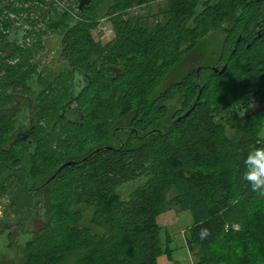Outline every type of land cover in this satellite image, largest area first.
I'll return each instance as SVG.
<instances>
[{"label": "trees", "instance_id": "1", "mask_svg": "<svg viewBox=\"0 0 264 264\" xmlns=\"http://www.w3.org/2000/svg\"><path fill=\"white\" fill-rule=\"evenodd\" d=\"M152 1L105 0V14L112 17L117 34L112 46L94 39L92 31L98 26V17L91 13L95 3L78 10V21L67 11L54 8V2L44 1L47 10L41 5L29 6L25 9L29 16L20 25L0 20V174L6 175L7 182L17 181L11 172L24 166L25 152L33 151L26 158L28 170L31 177L44 183L62 164L56 156L71 151L69 146L72 151L93 146L88 153H76V160L105 147L88 161L68 167L46 186L52 187L46 225L26 244L24 257H16L12 264H60L67 259L75 264H158L161 255L172 258L170 232L159 223V217L174 206L168 199L173 189L174 203L190 211L194 219L188 240L191 245L210 246L219 238L236 242L230 226L250 220L264 192L253 190L244 179V161L250 151L264 148L260 135L264 106L251 112L243 103L264 102V32L257 36L264 27V0H174L169 5L173 18L168 16L170 23L163 26L162 21L160 26H153L144 17H128L135 6L150 9ZM29 2L31 5L33 0ZM11 4L0 0V15L8 16L13 10ZM234 4L237 6L232 8ZM201 6L203 10H198ZM45 21L64 34L62 55L69 68L54 76L53 82L40 77L49 92H42L40 98L34 96L35 112L47 118L57 105L61 110L67 102H76L78 107L70 111L79 119L67 122L60 111L63 129L51 133L39 127L33 134L36 147L27 149L28 142L13 141L17 121L2 109L11 105L16 93L31 90L28 84L36 71L29 58L34 54L16 45L28 37L24 35L27 23ZM174 24L189 27L191 32L203 27L200 36L210 31L221 35L226 71L203 72L198 77L190 70L172 85L162 83L166 79L162 61L159 65L162 40L175 35L169 30ZM177 27L175 36L181 41L184 34ZM8 28H18L13 37L7 35ZM9 38H17L16 45ZM18 55L20 62L14 63ZM112 67L118 73L112 72ZM84 73L87 87L79 90ZM124 77L129 79L119 82ZM200 87L203 92L196 107L177 121L191 109ZM59 88L62 94L53 98L51 91L57 93ZM120 92L128 106L121 117ZM176 96L182 98L181 107L170 110L167 102ZM154 129L157 131L146 135ZM210 160L213 169L198 168ZM91 210L88 224L85 215ZM93 226L105 229V234H96ZM257 234L251 229L238 239V245L247 246L238 254L241 264L264 261V244ZM228 252L227 256L233 257L231 245ZM205 261L196 264H215L210 258ZM228 261L236 264L230 258Z\"/></svg>", "mask_w": 264, "mask_h": 264}, {"label": "rangeland", "instance_id": "2", "mask_svg": "<svg viewBox=\"0 0 264 264\" xmlns=\"http://www.w3.org/2000/svg\"><path fill=\"white\" fill-rule=\"evenodd\" d=\"M32 0H10L8 4H11L9 7L13 8V10L8 14V16H5L4 14L0 15V20L2 22H15V23H21L22 21H25V17L29 16V12L25 11V9H28L29 6H34L44 8L47 10L48 6L43 3L44 2H54V5H56L54 8H59V11H67L68 15H71L72 17H76V21L79 18L77 16L78 14V8H77V0H33V3L30 5V2ZM174 0H153L152 3L149 5L151 7L150 9L146 8L145 10H142L140 6H135L133 9L129 11L128 17H135V18H145L148 24L153 26H160L162 21L163 24H169L170 21H168V16H170V19L172 20L173 14H171L170 10V4ZM233 3V2H232ZM95 6L93 8L92 16L98 17V26L92 31L94 38L104 44V45H114L116 42L117 34L115 32V28L112 25V17L109 15H106V2L105 0H96ZM237 5H233L232 8L236 7ZM203 6L199 7L198 10H203ZM232 11V10H231ZM32 18L35 17V15H31ZM63 16H60L59 18H62ZM38 18V16H37ZM75 21V22H76ZM193 21V17L191 22ZM27 22V21H26ZM74 21H72L73 23ZM28 24V23H27ZM109 24V25H108ZM186 24V23H185ZM30 27L31 31L28 34L26 43H36L35 47H31L30 50L33 52L34 55L38 56V60H42V68H46V70H49L48 73L45 75L46 78H48L49 75H56L59 76L63 71H65L63 68L67 67L68 60L67 58L61 57V54L63 53V46H62V38L64 34L58 33V30L50 24V21L40 22L32 24L29 23L27 25ZM100 28L108 27L112 30L111 33L105 34L104 31H99ZM177 27V24L173 25L172 28H169V30L173 31V34L176 35L175 29ZM186 27V26H185ZM179 31L184 34V37L181 39V41L176 39L175 35H167L165 39L162 40L163 46H162V59L159 60V65H161L162 61V70H164V78L162 79V83H166L165 85H172L173 83L178 82L181 77L185 76L189 69L194 67L193 64L196 63L192 62V58H190L188 54L194 52L195 55H207L205 58H201L202 64H210L213 66H216V62L218 63L219 58V68H223L224 62L223 57L221 56L222 48H223V37L219 34H211L212 31H210L207 35L200 36V31L203 30V27L200 28L197 31H192L189 29V27H177ZM208 29V27L206 28ZM211 34V36H210ZM30 39V41H29ZM196 46V47H195ZM195 47V48H194ZM194 48V49H192ZM165 51V53H163ZM191 51V52H190ZM111 52V51H110ZM190 52V53H189ZM106 53H109L106 51ZM193 53V55H194ZM178 56H181L180 60H177ZM184 56V57H183ZM200 60V59H199ZM139 61H143L142 59H139ZM119 63L123 64V59L120 58ZM179 63V64H178ZM138 64V63H137ZM165 64L166 67L163 65ZM176 68H173L174 65H176ZM199 63H197L198 65ZM71 65V64H70ZM171 70V71H170ZM170 71V72H169ZM166 76V77H165ZM129 79V77H124L119 82L122 83V81ZM40 78H38L36 75H34V78L29 82V85L31 86L32 92H38L39 95L37 98H40V95L42 92L48 93L49 91H46L45 86L40 83ZM138 80H135V84H138ZM38 88L43 89V91L38 90ZM53 92V93H52ZM61 88L58 89V92L56 93L55 90L51 91V94L53 98H56L62 94ZM213 93V92H212ZM211 93V94H212ZM121 92L119 93L120 100L118 101V110H119V116L122 115L123 108L126 109L128 106H126V100H121ZM58 99V98H56ZM41 100V99H40ZM42 101V100H41ZM182 98L180 96L173 97L171 100L167 102L170 110H173V108L177 109L181 107ZM39 102L37 101V104ZM74 107L77 104L76 102L73 103ZM264 106V102H259L253 105V107L250 109V111L254 112ZM78 107V106H77ZM60 106H56L55 112L47 116L46 120L40 125V130H47V132H59L63 129L64 123L62 121H59L58 114L60 113ZM225 112V110H223ZM173 112V111H172ZM250 113V112H249ZM118 114V112L116 113ZM37 115V114H36ZM38 116V115H37ZM42 116V115H39ZM38 116V117H39ZM68 119H79L78 115L73 114L71 111H69ZM115 116L112 118L114 119ZM73 121V120H72ZM76 121V120H75ZM232 132L229 131V134ZM262 138H264V130L260 134ZM37 141V140H36ZM90 139L86 140V143H90ZM56 144H52L54 146ZM31 147V145H30ZM25 148H29L25 146ZM71 151L64 152L63 156H56V159L58 160V163H64L68 160L74 159L77 157L79 152L84 151L83 153H88L93 146L90 147H80L79 151H72V148L69 146ZM70 158V159H69ZM40 164V163H39ZM61 164V165H62ZM41 165V164H40ZM60 165V166H61ZM207 167L212 168L213 164L210 160L207 164L200 167L198 165V168H201L203 170L209 171V169H206ZM213 169V168H212ZM211 169V170H212ZM14 179H10L6 183V189H11L12 185L15 183ZM52 189L50 186L47 195L49 196V191ZM126 190H124V193ZM51 196V195H50ZM58 196L56 195V199ZM50 199V198H49ZM168 199L171 200V204L174 205L172 209L165 214H162V220L161 224L162 226L166 227V229H169L170 236H171V242L168 244V249H171L172 252V259H174L175 264H196L197 261H204L211 259V261L215 264H230L228 259H231V262L234 260L236 264H241V258L238 256L241 250L246 249V245L240 244V241L237 243L238 239L242 238L244 232L252 231L260 238H262L263 244H264V193L262 194L260 200L255 205V207L252 210V216L249 218L250 220H246V224H234L233 226H230L232 229H234V237L237 239L235 241H229L228 243L226 241H223L222 239H217V241L210 245V246H202L198 243H193L192 245L188 242L191 238L190 234V228L194 223L193 216L190 211H184L182 210L178 205H176L174 202L175 200V193L174 189L170 190L168 193ZM93 216V210L88 211L85 215L86 223L91 220ZM35 227L34 231H40L42 228L45 227L46 223L44 221H35ZM228 227L227 229H229ZM245 228V230H244ZM93 230L96 234L104 235L106 230L103 228H98L96 226H93ZM230 245L234 248V254L233 257L227 256L229 254L228 249H230ZM191 247V248H190ZM192 249V250H191ZM6 250V249H5ZM11 248H9L10 252ZM168 256V255H167ZM71 259H67L64 262V264H75L74 262H70ZM68 261V263H66ZM63 262H60V264H63ZM203 262V263H204ZM206 264V263H205ZM259 264H264V261L260 260Z\"/></svg>", "mask_w": 264, "mask_h": 264}, {"label": "flooded vegetation", "instance_id": "3", "mask_svg": "<svg viewBox=\"0 0 264 264\" xmlns=\"http://www.w3.org/2000/svg\"><path fill=\"white\" fill-rule=\"evenodd\" d=\"M77 8L79 10L78 5ZM16 24L20 25V23H16ZM227 27L230 28V25H227ZM15 29L18 30V28H14L13 30L8 28V31L6 30L7 35L9 34L10 37H13V33L17 31ZM25 29H26V33H24V35L27 36L30 33L31 29L30 27L27 26V24ZM99 31L101 32L102 28L99 27ZM262 32H264V27H261L258 30L257 36L261 37L263 34ZM16 41L17 38H15L14 41L13 39L9 38V42L11 43L14 42V45H16L15 44ZM26 41L27 38L23 37L19 45L16 46L21 47L20 50L23 48L30 50V45L31 47H35L36 43L34 42L26 43ZM95 41L98 42L96 39ZM6 52L7 51L3 52L4 53L3 55H6ZM193 53L194 52L188 55H190L189 57L192 58V62L196 61V63L192 65L194 67L190 68L187 74H189L190 70L191 71L194 70L200 77L203 72L213 71L210 68L213 65L201 63V58L202 57L205 58L207 56L206 54L195 55L194 53L193 55ZM18 56L19 57L16 58L15 61H13L14 63L20 62L21 55ZM61 57H63L64 59L65 56L61 54ZM29 59L33 70L35 69L36 71L35 75L38 78L42 77L45 80H50L51 82L54 81V76L56 75H49L48 78L45 77V75L51 69L49 70H46V68L41 69L42 60H38L37 55H31ZM197 63L199 64L197 65ZM215 64L217 67H219V58H218V63L216 62ZM66 66L67 67L63 68L64 70H68L69 66L68 65ZM111 69L112 72L118 73L117 68L112 67ZM85 76L87 77L86 73L82 74V78L78 82L77 88L79 90L80 89L83 90L84 88L86 89L87 87ZM185 77L186 75L181 78L184 79ZM38 90L43 91V89L41 88H38ZM38 95H39L38 92H32L31 90L29 93H16L14 95L13 102L11 103V105L2 109L17 121L16 124L17 127L14 131L13 141H17V139H19L22 140V142H28L29 148L30 145L32 148L36 147L37 139L35 136H33V134H35V132L39 129L40 125L46 120V117L44 116L38 117L35 112L34 96L38 97ZM256 103H258V99L256 100ZM73 108L74 109L77 108V105L74 107L72 102H67L61 107L60 116L61 117L63 116V118H65L67 122L68 120H73L72 122H76L75 121L76 119H68L67 117L68 110L70 111V109ZM125 128L130 129V126L128 127L126 126ZM31 153L34 152L33 151L25 152L22 155L25 157V160H23L24 166L20 170H16L14 168L13 170L15 171L11 172L14 176L17 177V181L13 184L14 186L12 185L13 189L10 188L8 190L4 189L6 188V182L8 179H6V175L4 176V173L0 174V264H12L13 260L16 257H19L18 260H21L25 255L24 251L26 250L25 249L26 244L34 240L35 236L38 235L40 232V231H34V227L36 224L34 222L36 220L40 222L41 221L46 222L47 219L46 212L51 203L49 199L51 196L47 195L48 194L47 191L50 186L42 187V185L44 184L43 179H35L34 177H31V174L27 167L28 165L26 164L28 162L27 159L32 155ZM12 174H10L9 177ZM9 248H11L10 252H9Z\"/></svg>", "mask_w": 264, "mask_h": 264}, {"label": "water", "instance_id": "4", "mask_svg": "<svg viewBox=\"0 0 264 264\" xmlns=\"http://www.w3.org/2000/svg\"><path fill=\"white\" fill-rule=\"evenodd\" d=\"M96 0H77V3H78V6H79V10L80 11H84L86 8H89L91 7L94 3H95ZM22 38L19 39V43L21 42ZM213 71L215 72H219V73H224L227 69V66H224L223 68H219L217 66H211L210 67ZM199 77V76H198ZM203 92V87H200V91H199V94L196 98V101L195 103L193 104V106L191 107L190 110H188L183 116H180L177 121L181 120L183 117H186L190 111H192L198 101L200 100V97H201V94ZM254 101H246L243 103V107H246V108H252L253 107V104ZM176 121V122H177ZM157 130L154 129L152 131H150L148 134H146L147 136L148 135H151L152 133L156 132ZM105 147H98V148H95L90 154L84 156L81 160H76V159H71V160H68L66 162H64L59 168L58 170L52 174L45 182L44 184L42 185V187H46L47 185L51 184L52 182H54L68 167L72 166V165H76V164H81L83 162H86L90 159L91 156L97 154V153H100ZM110 148V147H109Z\"/></svg>", "mask_w": 264, "mask_h": 264}, {"label": "clouds", "instance_id": "5", "mask_svg": "<svg viewBox=\"0 0 264 264\" xmlns=\"http://www.w3.org/2000/svg\"><path fill=\"white\" fill-rule=\"evenodd\" d=\"M244 163V179L250 182L253 190L264 192V148L250 151Z\"/></svg>", "mask_w": 264, "mask_h": 264}, {"label": "crops", "instance_id": "6", "mask_svg": "<svg viewBox=\"0 0 264 264\" xmlns=\"http://www.w3.org/2000/svg\"><path fill=\"white\" fill-rule=\"evenodd\" d=\"M165 214V213H164ZM161 220H162V215L159 217V223L161 224ZM162 225V224H161ZM158 264H175L174 259H172L171 257L167 256L166 254L161 255L158 258Z\"/></svg>", "mask_w": 264, "mask_h": 264}, {"label": "built area", "instance_id": "7", "mask_svg": "<svg viewBox=\"0 0 264 264\" xmlns=\"http://www.w3.org/2000/svg\"><path fill=\"white\" fill-rule=\"evenodd\" d=\"M102 31H104L105 34H109L111 32V30L108 27L102 28Z\"/></svg>", "mask_w": 264, "mask_h": 264}]
</instances>
